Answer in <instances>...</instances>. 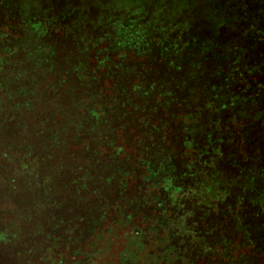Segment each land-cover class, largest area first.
Instances as JSON below:
<instances>
[{
    "label": "trees",
    "instance_id": "1",
    "mask_svg": "<svg viewBox=\"0 0 264 264\" xmlns=\"http://www.w3.org/2000/svg\"><path fill=\"white\" fill-rule=\"evenodd\" d=\"M262 1L250 3L264 16ZM228 6L238 63L220 97L217 38L122 69L104 49L89 53L97 43L79 21L60 24L35 0H0V264H68L57 241L87 259L83 242L104 224L127 228L117 264H264V146L247 124L260 110L254 91L264 86L250 78L264 56L249 57V12ZM220 7L198 6L210 35L215 19L226 27ZM206 111L222 115V133L202 123Z\"/></svg>",
    "mask_w": 264,
    "mask_h": 264
},
{
    "label": "rangeland",
    "instance_id": "2",
    "mask_svg": "<svg viewBox=\"0 0 264 264\" xmlns=\"http://www.w3.org/2000/svg\"><path fill=\"white\" fill-rule=\"evenodd\" d=\"M35 1L38 3L41 11H45L49 17L51 15V17L56 18V21L60 24H65L67 22L74 23L76 22L75 20H77V23L79 21L81 25H86V32H88L86 36L89 35L90 40L94 44L97 43L95 47L89 48V53H97L104 49V54H107V56L114 62L117 59L121 60L122 69L128 67L131 70V68L141 67V59L145 60L149 51H152L153 55L165 52L167 53L166 57H171L172 59L177 58V56L178 58H184L186 50L189 47H192L194 42H198L200 47L202 44L206 45V43H210V41H205L206 39L215 40L217 38L215 43L224 48L222 54L226 57V59H223L224 63L223 61H216V68L218 67V70L223 71H221L218 77L212 80L215 81L214 86L220 97H223L221 96L223 93V95L227 93L224 89V84L227 78L228 68L231 65L236 68V64L238 63L233 54V46H231L232 41L230 39L231 35L229 34L230 29H232L230 28L231 18L229 17L231 15L235 16V14L230 13V15L227 13L230 9L228 5H236L237 12L240 14L242 11L249 12V19L253 22L256 29L253 33V38L248 40L247 48L249 50V57L258 58L261 54H263L261 56H264V45H262V43H256L258 40H262L264 38V16H262V14H258V5L251 4V0ZM185 1L187 2L186 4L184 3ZM182 5H186L185 8L188 10L184 13L176 12ZM217 5H221L220 10H222V13H219L216 16L225 19L226 23L224 26L226 27H223L222 30H220L215 19V23L213 21L214 32L212 31L210 35L208 34L210 30L209 26H206L207 31L202 30L201 17L198 15V6H203L204 8L211 7L213 9L214 7H217ZM260 6L264 8V0ZM71 8L76 10L75 15L77 19H74V11H72ZM223 10L225 12H223ZM261 11L263 10H260V12ZM232 22L235 24L234 20ZM224 45L231 47L230 50L228 51L227 47ZM106 46H108L107 50H105ZM184 47H186L185 50ZM119 54L122 57L121 59L117 56ZM245 65V63L242 64L241 68L244 69ZM257 69L260 70L262 75L252 74L250 79H254L259 84L258 87L260 86V88H263L261 86H264V60L260 62ZM124 80V86L129 88L132 83H134V76L128 75L124 78ZM260 92L254 91V93L258 95L259 99H261L258 103L261 105L259 113L256 112L251 115H247L250 116L247 119V124L249 125L248 129L251 130L250 136L248 137L255 140L256 144L260 143L254 146L255 149H261V145L262 147L264 146V89L263 92ZM246 95L247 97H250L252 96V93L246 91ZM254 99L258 98L254 97ZM206 112L207 113L201 117V119H204L202 123H207L209 119H214L218 125L216 134L222 133L219 130V124L222 126V115L214 118L208 111ZM223 118L225 117L223 116ZM244 122H246V118ZM227 123L228 122H224L223 125V128L226 130L228 129ZM242 123L243 122L240 120L236 123L239 127H234L235 130L232 129L234 130L233 133H240V131H242L240 130ZM244 131H246V129ZM0 216L3 218L2 209L0 211ZM260 219L264 220L263 218ZM0 223H4L2 219L0 220ZM109 228H111L110 231ZM125 229L127 228L113 229V226H107V224L101 226L100 231L98 232V237H91L88 244L87 239L83 242L81 252L87 251V253H89L87 259L84 258V256H73L74 249L72 248V241L68 242L69 244L67 245L62 241H57L53 251L57 254L55 256L63 258L68 264H117L119 254L122 252L125 243H123V238L127 234V230ZM228 235L233 236L231 232H229ZM89 244H91V246ZM239 245L242 244L238 243L237 245H231L230 247L227 246V249L224 248L225 251H223V248H219V257L220 254L225 255L227 250H231L234 253V246L239 247ZM242 246L239 248L240 252H245ZM146 247L147 244H145V248ZM201 257L202 256L197 259H191L189 256H186L182 259V264H193L194 262L195 264L197 262L200 264L201 261L199 260Z\"/></svg>",
    "mask_w": 264,
    "mask_h": 264
}]
</instances>
